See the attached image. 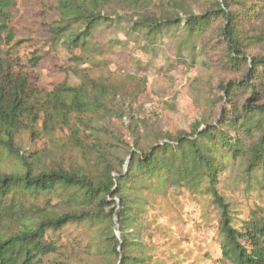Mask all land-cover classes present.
<instances>
[{
    "label": "trees",
    "instance_id": "16d2710c",
    "mask_svg": "<svg viewBox=\"0 0 264 264\" xmlns=\"http://www.w3.org/2000/svg\"><path fill=\"white\" fill-rule=\"evenodd\" d=\"M39 1L42 7L51 3L57 18L47 27L49 41L67 50L69 62L76 66L72 71H79V83L60 84L50 91L35 86L28 71L37 68L41 57L32 53L24 63L14 54L13 48L24 42H13L7 27L12 0H0V32L7 46L0 51V149L15 156L21 166L19 172H0V264H39L58 251L48 233L93 222L107 223L103 243L114 264H145L149 258L132 251L141 247L148 202L133 194L167 188H186L210 197L219 214L222 259L231 264H264V0H214L198 14L191 10L193 0ZM125 17L129 29L140 33L147 51L155 48L158 39L177 31L182 38L176 43L175 60L186 61L200 42L206 45L212 38L222 46L224 67L242 76L238 82L219 85L231 108H223L215 124L197 123L189 134L167 137L146 152L127 149L126 159L120 160L125 169L116 171L113 159L121 143L103 140V123L120 118L130 103L108 76H92L100 64L84 50L104 57L105 49L93 41L97 27ZM87 61L91 68H78ZM242 92L249 97L241 107L231 105L230 98ZM63 129L78 149L84 147L80 131L91 140L101 166L96 174L40 168L35 161L27 162L15 146L22 133L33 137L40 131L50 136ZM222 178L242 184L246 192L257 191L263 199L239 224L218 188ZM58 190L81 208L48 214L25 203L27 197ZM113 220L118 235L110 230Z\"/></svg>",
    "mask_w": 264,
    "mask_h": 264
},
{
    "label": "rangeland",
    "instance_id": "374dc122",
    "mask_svg": "<svg viewBox=\"0 0 264 264\" xmlns=\"http://www.w3.org/2000/svg\"><path fill=\"white\" fill-rule=\"evenodd\" d=\"M213 1L193 0L190 7L198 14ZM50 4L42 7L39 0H12L7 22L14 35L13 42H24L13 48L14 54L24 63L32 53L41 57L37 68L28 72L35 86L43 91L60 84L74 87L79 83V71H72L76 66L69 62L67 50L49 41L47 27L57 18ZM129 26L128 17L112 25L101 23L93 41L105 49V56L98 57L91 50H84L85 56L94 57L100 64V70L93 69L92 76H108L130 103L120 118H109L103 123L106 128L101 136L103 140H120L121 143L113 159L116 171L125 169L120 160L126 159L127 149L135 147L146 152L155 144H162L167 137L189 134L191 126L197 123L215 124L223 108H231L226 106L229 103L219 85L238 82L242 76L241 72L224 67L222 46L212 38H208L206 45L200 42L192 58L176 61V43L182 38L179 32L158 39L155 48L147 51L140 33L132 32ZM6 49L5 37L0 32V51ZM78 68L89 69L91 63L87 61ZM248 97V94L238 93L230 98L231 105L240 108ZM86 136L79 132L82 149L75 147L66 129L50 136L40 131L33 137L22 133L16 138L15 146L27 162L35 161L40 168L80 170L94 175L101 166ZM20 168L15 156L0 149V172H19ZM223 178L218 188L233 207L235 224H239L263 199L257 191L246 192L242 184ZM234 178L239 181L236 175ZM133 195L148 202L142 221L146 230L140 234L141 247L132 251L133 254L144 253L149 258L145 264H231L221 257L219 214L208 195L186 188L157 192L144 189ZM25 203L40 206L48 214L81 208L59 190L35 199L27 197ZM110 226L118 235L115 220ZM108 231L107 223L93 222L69 225L57 233H48L47 238L55 242L58 251L41 258L39 264H114V258L108 255L103 243Z\"/></svg>",
    "mask_w": 264,
    "mask_h": 264
}]
</instances>
